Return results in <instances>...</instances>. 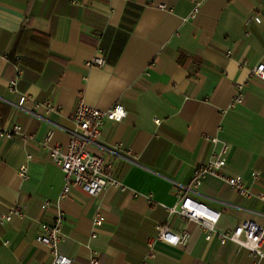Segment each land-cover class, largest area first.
Returning <instances> with one entry per match:
<instances>
[{
  "label": "crops",
  "instance_id": "0c3cea01",
  "mask_svg": "<svg viewBox=\"0 0 264 264\" xmlns=\"http://www.w3.org/2000/svg\"><path fill=\"white\" fill-rule=\"evenodd\" d=\"M96 55L104 64L86 65ZM258 63L264 0H0V118L33 135L0 136V214L14 207L23 213L0 225V264L49 263L35 238L58 211L59 252L73 264H88L92 251L98 264H143L160 223L189 237L177 245L156 240L149 264H264L167 210L195 165L217 148L211 135L229 144L224 171L264 192V79L250 75ZM238 83L243 100L232 104ZM21 95L30 98L19 107ZM79 100L102 110L119 102L127 110L121 121L106 119L88 145L112 163L125 190L108 184L89 195L73 187L61 197L63 172L49 149L66 148ZM252 171L260 173L255 180ZM190 194L220 212L224 231L245 219L264 224V200L217 176L207 174Z\"/></svg>",
  "mask_w": 264,
  "mask_h": 264
},
{
  "label": "built area",
  "instance_id": "2783aa9c",
  "mask_svg": "<svg viewBox=\"0 0 264 264\" xmlns=\"http://www.w3.org/2000/svg\"><path fill=\"white\" fill-rule=\"evenodd\" d=\"M163 7L164 5H157ZM194 9V13L197 11ZM254 21L261 22L259 15H254ZM229 54V53H228ZM105 57L94 56L91 60H87L86 65L92 64L103 65ZM250 75L264 79V63H258L250 69ZM15 80L11 81V89ZM242 84L235 85L234 103H241L243 100ZM30 97L21 95L18 101V106H22ZM33 106L38 107L43 104L49 111L53 109V105L47 101L42 103L33 100ZM127 115L125 107L119 103H113L107 109H100L95 106L85 103L83 100L77 101V104L72 113V121L74 129L70 132L69 141L65 149L59 145H55L49 149V158L57 164L63 172L64 185L61 190V197L67 196L73 187H79L89 195L99 193L105 185H113L125 190L126 186L112 177V163L107 161L102 155L95 154L88 149V145L96 144L100 134L101 127L106 119L112 121H121ZM156 123L160 119H155ZM14 134H20L24 139H32L33 135L24 133L21 125L13 123L11 126H3L0 118V136L11 138ZM50 132H48V136ZM208 139L213 144L214 148L209 159L206 162L195 165L193 173L189 181L181 185L178 190L177 202L175 206L167 207L171 214H177L181 218L188 219L196 223L198 228L203 231L207 239L215 236L221 243L226 240H232L239 247L245 248L252 256L264 258V224L253 219H245L235 225L232 231H224L218 226L220 212L215 210L201 201L191 196V192L195 191L203 182V178L207 174L222 179L230 188L239 194L251 198L264 200V192L254 193L249 186L244 182L241 175H229L224 171V166L227 161V153L229 144L215 135L208 136ZM118 143L117 148H119ZM30 157L29 155L27 156ZM23 172V170H22ZM251 177L255 180L259 177L258 171H252ZM49 206V202L45 201L42 208ZM23 214L20 207H14L11 212L0 214V225L9 221L13 214ZM64 215L58 211L52 223H41V231L36 236V241L43 244L48 254L51 256L49 263L42 264H73L72 260L59 252V244L63 238L62 223ZM93 224L99 226L103 221V216L96 213L92 218ZM157 232L148 242V253L143 261V264H149L148 261L154 256L153 244L156 240H161L171 245L185 244L189 237V232L184 230L176 232L171 230L167 223H160L156 226ZM95 231L91 236H95ZM98 252L92 251L88 264H98Z\"/></svg>",
  "mask_w": 264,
  "mask_h": 264
},
{
  "label": "trees",
  "instance_id": "16d2710c",
  "mask_svg": "<svg viewBox=\"0 0 264 264\" xmlns=\"http://www.w3.org/2000/svg\"><path fill=\"white\" fill-rule=\"evenodd\" d=\"M23 30V29H22ZM113 56V59H116V57H117V54H114V55H112Z\"/></svg>",
  "mask_w": 264,
  "mask_h": 264
}]
</instances>
